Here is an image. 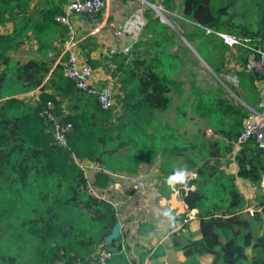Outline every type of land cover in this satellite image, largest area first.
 <instances>
[{
	"label": "trees",
	"instance_id": "trees-1",
	"mask_svg": "<svg viewBox=\"0 0 264 264\" xmlns=\"http://www.w3.org/2000/svg\"><path fill=\"white\" fill-rule=\"evenodd\" d=\"M34 1L0 0V27L13 23L0 30V264H97L101 248L113 251L107 264H138L122 235L106 242L118 221L116 211L88 191L76 159L100 166L94 183L101 188L112 174L132 176L146 163L167 174L185 163L187 174L196 175L179 183L189 186L180 189L187 209L175 216L180 226L171 233L173 248L185 256L180 264H202L207 254L211 264H264V226L259 234L254 230L255 222L264 220V157L253 139L234 155L237 172L228 170L249 113L242 100L258 101L255 80L262 76L244 68L241 47L235 48L241 68L232 70L233 51L216 33L261 36L264 46V0H161L178 10L173 23L213 72L238 79L228 88L217 83L209 89L193 80L188 92L179 69L183 59L173 48L182 38L147 6L134 49L107 57L118 103L112 110L64 75L66 54L56 65L13 58L11 52L21 50L30 36L41 41L58 33L64 42L68 35V27L55 19L67 0H36L33 13ZM85 56L93 68L102 65ZM34 89V100L16 96ZM48 101L73 125L67 147L54 142L52 124L41 114ZM170 108L175 123L162 118ZM185 119L195 130L181 128ZM238 179L255 187L252 197ZM192 209L199 220L196 231L183 222Z\"/></svg>",
	"mask_w": 264,
	"mask_h": 264
},
{
	"label": "crops",
	"instance_id": "crops-1",
	"mask_svg": "<svg viewBox=\"0 0 264 264\" xmlns=\"http://www.w3.org/2000/svg\"><path fill=\"white\" fill-rule=\"evenodd\" d=\"M125 2L126 0H110L107 6L102 10L103 13L100 18H90L82 14L73 15L71 19L75 28V34L79 41V50H81L80 57L86 59L85 54L89 53L91 58L99 60L102 63V65L94 68V77L98 85L104 84L109 79H112L111 75L107 73L106 69L103 67L109 60H106L107 57L104 58L103 56L107 54V56L110 57L111 54H113L111 51L116 46V30L119 28L126 33V35L122 37L124 44L130 41L132 35L139 34L141 30V28L140 30L137 29L134 33L136 17L133 13L136 10V6L132 7L130 3L126 4ZM119 10H125L126 15H120L119 18L115 16L116 11ZM143 12L144 9H141V12H139L140 16L137 17L141 19L142 25L144 22ZM93 26L95 27L90 32L85 33V31H89V28ZM105 26H114V30L110 29L109 31H105V29H103ZM101 29L103 33L100 36V41L103 42L105 46L103 51H97L90 48L92 44H89L86 38L89 36H97V32ZM188 43L186 42L189 47L194 48L191 43ZM16 52L19 53V57L15 60L19 62L35 58L42 61L55 60L54 65L60 62L65 55L63 53V42L59 40L58 33L53 36L46 34L41 38V41L30 36V39H27L21 50ZM234 52L235 55L238 56L239 53L237 49H234ZM230 62L229 66L232 67V70L234 68H241L242 62L239 57H236ZM108 67H110L109 64ZM111 67L114 69L115 64L112 63ZM194 81L196 82V80ZM255 84L258 91V101L255 100L253 104L245 100H242V102L247 108L253 107L264 112V78L260 77L256 79ZM37 94L38 89H34L25 93L16 94V96L20 98L32 96L31 99L34 100L37 98ZM177 101H179V99H177ZM239 148L240 146L235 144L233 154H231L230 157L231 164L228 170L233 173H236L238 170V165L234 161V155ZM80 161L91 165L88 174L92 180L95 179V174L100 170V166L88 159H80ZM169 163L175 164V166L178 164L175 159H170ZM183 167L187 172L186 164L178 168L176 166V169L179 170ZM167 175L166 172H160L154 165L146 163L141 166L139 173L132 176L112 174L109 185L105 188L100 187V191L103 195L111 200L120 202L117 209V217L121 222L120 232L124 243H126L127 248H129V256L135 259L138 264H180L185 259L181 250L173 248L170 237L171 233L179 229L180 223L177 221H170L167 217L163 216L162 210L171 207L174 212H185L187 204L180 197V189H188L189 186L177 183L174 187H169L165 183V177ZM195 175L196 173L194 171L188 173L186 182H189ZM137 178L142 179L144 184L139 185ZM239 180L244 182L238 179L237 183H239ZM194 210L196 212V209ZM189 223L193 231L199 228V220L197 218ZM150 244H153L150 246L151 249L146 251ZM205 258H208L209 264H211L213 256L210 254L201 256V263Z\"/></svg>",
	"mask_w": 264,
	"mask_h": 264
},
{
	"label": "built area",
	"instance_id": "built-area-1",
	"mask_svg": "<svg viewBox=\"0 0 264 264\" xmlns=\"http://www.w3.org/2000/svg\"><path fill=\"white\" fill-rule=\"evenodd\" d=\"M110 0H67L63 5V13L55 16V19L61 24L68 27V35L63 42V53L66 54L64 61V75L74 81L76 87L85 93L95 96L100 106L105 110H112L116 108V90L114 88V81L109 79L104 84L98 85L94 77V68L86 60L79 55V41L75 34V28L72 23L73 15H87L90 18L97 16L109 3ZM151 6L159 15L164 17L162 11V3H151L144 0ZM166 18V17H165ZM227 46L231 49L238 47L246 51V63L244 68L249 71L259 73L264 78V46L262 44V37L240 36L229 32H216ZM126 33L122 29H117L115 36L117 37L116 46L111 51L129 53L134 49V44L139 40V34L132 35L128 43H123L122 37ZM236 83L238 82L237 76ZM235 83V84H236ZM56 105L53 101H48L46 107L41 112L43 116L52 124L53 140L56 144L62 147L68 146V135L71 132L73 125L69 121H63V114L56 112ZM254 140L258 147L263 152L264 157V112L256 108L249 107V113L243 122V128L239 134L236 144L242 145ZM79 166L83 169L85 176L88 179V191L94 195L104 198L115 209H117L120 202L111 200L100 191V187L94 183V179L90 178L88 174L91 165L76 159ZM264 181V176H263ZM139 185L144 184L142 179L137 178ZM250 214H253V208H248ZM195 210L192 209L186 213L183 219L184 223H189L195 219ZM123 249L124 245H123ZM129 254V252H128ZM113 256V251L107 248H101L97 253V264H107V261Z\"/></svg>",
	"mask_w": 264,
	"mask_h": 264
},
{
	"label": "rangeland",
	"instance_id": "rangeland-1",
	"mask_svg": "<svg viewBox=\"0 0 264 264\" xmlns=\"http://www.w3.org/2000/svg\"><path fill=\"white\" fill-rule=\"evenodd\" d=\"M160 2H161V0H156V3H160ZM35 3H36V0L31 5V12H33V13H35V11H36ZM125 3L126 4L130 3L132 7L136 6V8H135L136 10L133 13V14H135L134 16L136 17L135 27H134V33H135L137 31V29L140 30V28L142 26L141 19L137 18L140 16L139 12H141V9H145L149 5L144 0H126ZM121 8H123V7H121ZM162 8H163V11H162L163 15L173 24L174 27H176L172 21V18H174L177 15L178 10L177 9H175V10L169 9L165 5H163ZM137 10H138V12H137ZM102 13H103V11H101L94 18H100L102 16ZM120 15L125 16L126 15L125 10L116 11L115 16H118V18H119ZM157 15L159 16L158 13H157ZM141 16H142V13H141ZM118 18H116V19H118ZM11 25H13L12 22L7 23L4 26L2 25L0 27V30L1 31L10 30L12 28ZM95 26L89 28V31H85V33L90 32ZM113 27L114 26H105V28H103V29H105V31H109L110 29L114 30ZM102 33L103 32L101 29L99 32H97V36H89L88 38H86L87 41H89V44H92V47H90V48H93L94 50H97V51H103L105 44L100 41V39H101L100 36ZM173 48L179 52L180 57H182V59H183V63L179 69H180V75L184 79L185 89L187 90V92L190 90V86H191L193 80H196L197 85L201 88H204V89L213 88L216 86L217 83H219V84L224 83L223 85L225 88L230 87L229 84H233V83L235 84L236 83L235 74L225 73L224 75H222V77L215 74L213 72L211 66L207 62H205L202 58H200L199 55H197L194 48L189 47L183 39H181V42H177L176 44H174ZM231 52L232 53H230V61L234 60L236 57L240 58L242 56L240 54H238V56H236L234 49H231ZM11 54H12L14 59H17L19 57V53H17V52H11ZM79 55H81V50H79ZM103 57L106 58L109 56H107V54H104ZM106 60H108V59L106 58ZM104 68L106 69V71L108 73V70H107L108 63H105ZM29 98H32V96H29ZM116 100H117V98H116ZM117 108H118V103H117ZM175 116H176L175 110L173 108H170L169 110H167L162 115V118L166 119L169 122L175 123ZM189 126H190V122H188L187 119H185L183 121L181 128L182 129L189 128V130H195L194 128L189 127ZM207 131L209 134L211 133L210 129H208V128H207ZM236 145H238V144H236ZM184 164L185 163H183L180 167H182ZM158 167H159V165H158ZM158 167L156 164V168H158ZM158 170L160 171L161 169H158ZM238 185L247 197H252L254 195L255 187H253L249 183L241 182L239 180ZM189 225H190V223H189ZM263 226H264V220L262 222H255V226H254L255 233L256 234L261 233ZM170 237H171V235H170ZM152 245L153 244H150L146 251H149L151 249L150 246H152ZM209 263L210 262L208 261V258H205L202 261V264H209Z\"/></svg>",
	"mask_w": 264,
	"mask_h": 264
},
{
	"label": "clouds",
	"instance_id": "clouds-1",
	"mask_svg": "<svg viewBox=\"0 0 264 264\" xmlns=\"http://www.w3.org/2000/svg\"><path fill=\"white\" fill-rule=\"evenodd\" d=\"M187 172L184 168H180L179 170H175L169 173L165 177V183L169 187H174L177 183H184L186 180ZM162 215L167 217L170 221H174L175 216L179 215L178 212H174L171 207L164 208L162 210Z\"/></svg>",
	"mask_w": 264,
	"mask_h": 264
},
{
	"label": "water",
	"instance_id": "water-1",
	"mask_svg": "<svg viewBox=\"0 0 264 264\" xmlns=\"http://www.w3.org/2000/svg\"><path fill=\"white\" fill-rule=\"evenodd\" d=\"M159 17H160V19H161L163 22H166V23H168L169 25H171V26L177 31V33L179 34V36H180L184 41H186V42L188 43L187 39L183 36V34L181 33V31H180L179 29H177L176 27H174L173 24H172L167 18L162 17L161 15H159ZM188 44H189V43H188ZM194 50L196 51L197 55H199V57L202 58L201 55L198 53V51H197L196 49H194ZM202 59H203V58H202ZM203 60H204V59H203ZM120 230H121V222L118 220V221L116 222V224L114 225L111 234H109V235L107 236V238H106V242H111V240H112L113 238L119 237V236L121 235Z\"/></svg>",
	"mask_w": 264,
	"mask_h": 264
},
{
	"label": "bare ground",
	"instance_id": "bare-ground-1",
	"mask_svg": "<svg viewBox=\"0 0 264 264\" xmlns=\"http://www.w3.org/2000/svg\"><path fill=\"white\" fill-rule=\"evenodd\" d=\"M165 17V16H164Z\"/></svg>",
	"mask_w": 264,
	"mask_h": 264
}]
</instances>
